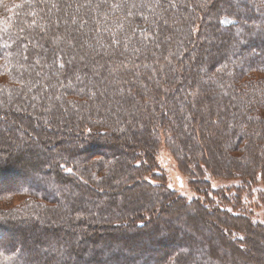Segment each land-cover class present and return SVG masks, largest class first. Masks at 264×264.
I'll list each match as a JSON object with an SVG mask.
<instances>
[{"label": "trees", "instance_id": "obj_1", "mask_svg": "<svg viewBox=\"0 0 264 264\" xmlns=\"http://www.w3.org/2000/svg\"><path fill=\"white\" fill-rule=\"evenodd\" d=\"M168 29L172 34L163 38ZM58 32L64 42L54 38ZM47 36L67 61L48 54ZM117 54L123 58L113 67L92 66L97 57ZM36 63L45 69L34 80L28 67ZM52 72L68 82L61 100H74L73 112L88 107L71 138L54 150L60 160L53 176L41 181L39 171L33 176L16 168L37 167L51 150L35 154L22 147L1 160L0 170L12 177L0 191V213L20 214L0 217V224L27 221L39 232L36 243L54 255L36 260L24 243L1 244L0 264H79L81 256L68 254L82 241L76 231L90 242L106 240L115 264H136L127 255L135 253L141 264H264V222L254 215V205L264 204V145L258 146L264 138V0H0V103L15 98L13 87L20 94L28 86L48 92ZM19 113L2 120L0 137L17 133L15 116L30 124L32 114ZM114 118L117 131L145 149L128 151V142L116 140L107 128ZM40 129L47 132L44 123ZM219 142L228 150L224 158ZM161 144L197 197L167 186L155 160ZM117 148L126 150L124 161ZM244 152L249 155L241 160ZM212 177L240 182L210 189ZM17 195L23 200L8 210ZM39 209L65 216L51 227ZM100 255L92 254V264Z\"/></svg>", "mask_w": 264, "mask_h": 264}, {"label": "rangeland", "instance_id": "obj_2", "mask_svg": "<svg viewBox=\"0 0 264 264\" xmlns=\"http://www.w3.org/2000/svg\"><path fill=\"white\" fill-rule=\"evenodd\" d=\"M55 13L56 11L51 12L52 17L47 18V22L50 21L51 25L54 24L55 22V18H54ZM168 18H169V15H168ZM88 30L83 29V31H86V32ZM171 34L172 32L168 29V31H166L162 35V37L166 38V36L168 35L170 36ZM55 35L56 33L54 34V36ZM62 35H63L62 32H58L56 37L54 38H57L58 41L60 42H64V39H63L64 37ZM90 35L91 33H89L86 37H90ZM54 38L52 39L50 38L52 41L51 43L49 42L48 48L50 50V53L48 54L50 56H53L54 61L56 62L58 61L59 57H63V59L67 61L65 57V53L60 50L59 46H57V43L55 42ZM72 39L73 41H76V39L74 38ZM92 39H95V38H92ZM166 46L167 44L165 45V47ZM38 53L43 55L44 53H46V51L43 49L42 50L39 49ZM95 55H96V52L94 53L93 56ZM118 56L119 55L117 54L116 57L108 59L106 56L102 55L100 57H97V59H95L96 62L92 63V66H95L96 68H99L101 70H106L108 66H111V67L115 66V63H117L118 58H123V57H118ZM131 57L132 56H129V58ZM150 61L152 60L150 59L147 60V62H150ZM107 62H109L110 64L107 65ZM43 68L45 69V65L42 66L40 63L29 64L28 69L30 72H32L30 79H34V80L38 79L41 75L40 71L43 70ZM51 74H52L51 75L52 79L48 80V84H49L47 86V88H49L48 92L43 93V90H47L44 87L38 88L37 90H33L34 92H30L29 91L30 86H28V88L24 87L23 88L24 93L20 94V91L18 90L19 88L13 87L12 89H10V93L13 96H15V98L10 101L2 100L0 103V119H1L0 124H2V120L4 118H6L5 121L7 119H10L9 117L10 112L11 114H14V115H17L15 113H19V112H22V113L28 112L32 114L29 125H27V123H25V121L22 120L21 118L17 116L14 117V122H15L14 126L16 128L15 132L17 131L16 134H18V130L19 131L23 130L21 136L20 134H18V139H15L16 134L13 135L12 132L4 131L3 135H1L0 138L2 140H0V166L3 165V164L1 165L2 159L6 158L8 154L10 156V155H14L16 152H19L20 148L22 147L25 150L34 151L35 154H38L40 152L48 153L51 150L52 151L50 152L51 156L47 157L43 161L40 160L41 163H39L37 167H32L31 169H28L26 168V164L24 166L19 165L18 167H16L18 170L22 169V172H20L21 174H23V171H25L27 173H32L33 176H36L34 172L36 171L37 173V171H39L38 175L41 181H43L44 178L53 176V174L55 173V169H56L54 166L55 160L59 161L60 159L58 160L56 158L57 154L54 153V150L58 148V143L61 146L65 142L67 143V140L71 138L68 136V134H70L72 131H75V129L78 128L77 126L79 124L76 120H79L84 116L85 114L84 110L87 109L88 107V103H87L86 105L81 106L79 108L76 107L73 112L72 107L74 106L75 101L68 97V103L65 104V101L61 100V97L64 98L66 96L61 86L62 82L63 84H68V82L63 81L61 78H58L57 74H55L54 72H52ZM29 82H31V80L28 79L27 83ZM44 95H48V96L43 99ZM38 100L40 103L38 102ZM7 122H6V126H7ZM42 123H44L47 132H44L41 129L39 130L40 125ZM155 123L156 121H154L153 119L152 125H155ZM111 125L112 127H107L108 131L113 129L114 130L113 137H115L116 140L120 139L119 141L128 142L130 145L128 148V151H133V149L141 151L145 149V147L137 146L133 139L130 140L127 133L122 135L120 134V132L122 131H117L119 128V125L115 123V118L113 119V122H111ZM188 125H190V123H188ZM4 138H6V140H4ZM7 141H10V144ZM223 145H225V143L223 142H219L218 144H216V148H218L219 150L218 157H221V158H224L225 154H227L226 152L228 151L226 150V147H223ZM263 145H264V138L258 141V146L261 147ZM16 149H19V150L16 151ZM125 151L126 150L124 149L117 148L114 151V153L115 155L116 154L120 155L121 158L124 157V159L122 160L124 161L126 159V157L123 156ZM248 155H249L248 152L246 153L244 152V156L241 157V160L242 159L244 160L246 157H248ZM155 160L158 165L157 167L158 171L163 173L164 179L169 188L177 191L179 194L187 198H195L198 196L197 192H195L191 188V182H190L189 177L180 170L175 158L168 151V149L164 147L163 144H161L160 147L158 148L157 153L155 155ZM207 165L209 166L208 163ZM223 166L224 165H222L220 169H222ZM3 172H4L3 170L2 171L0 170V191L1 192L7 191V188L6 189L3 188L7 186V185H4V183L7 182L10 177H12V174L8 172H4V173ZM21 174L19 176L22 177ZM21 177L18 178V181L16 182V184H19L21 182L19 180ZM148 178H150V175H148ZM239 182H240L239 178L236 179L232 177H228V178L212 177L210 179V189L221 187V186H227V185H235L236 183H239ZM26 183H28L27 180H26ZM23 198L24 197H20L18 195L14 196V201L12 202V204H10V206L7 209L8 210L11 209L12 206H18L23 200ZM98 199L101 200L103 199V197H98ZM52 204H53L52 207L54 208L56 204L54 203ZM24 206H27V205L26 204L22 205V207ZM57 207H60V205L58 204ZM39 212H40V215L42 216V219L44 220L41 222L51 227L54 225H57L58 222H61V220L64 218L63 216H65V214L63 213L62 215L58 209H55V211H53V214H47L40 209H39ZM17 214H20V212H15L13 215L12 213H10V211H7L4 213H0V217H4L5 219L8 217L13 218V216ZM22 214L25 215L24 212ZM254 215L257 220L264 222V204L258 202V204L254 205ZM24 222H27V221L23 220V221L10 222V224L12 223L15 225H11L9 226V228L7 226H3L2 224H0V245L3 244L2 247L8 249V248H11L12 246L14 248L19 247L18 246L19 243H24L22 245L24 246L28 245V248L34 251L35 257L37 256L36 260L45 259V258L50 259L54 255L52 254L53 252L47 250L44 242H39L41 243L39 245L38 243H36L38 240H36L37 238L35 237H37L36 235H38L39 233L37 232V228L36 227L29 228L28 226H26V224L29 225L30 223H26L24 225ZM0 223H2V221H0ZM36 223H38L37 220H36ZM84 224H86V222ZM22 226H24V230H20L21 228H23ZM76 227L79 229H83V228H80L79 222L76 223ZM88 230H91V227ZM60 231L61 230H58V234H60L59 233ZM77 233L78 232L76 231L74 236L76 237L81 236L82 241H80L77 246H74L71 248V250L68 253L70 255V256L68 255L70 258L73 255L72 254V250H73L75 256L79 255L82 257V260L79 262V264H92L93 261L90 260V257L92 256V254L96 252L97 254L98 253L101 254L100 255L101 260L100 262H98V264H115L113 262L112 255L110 254V252L105 250V249H109V248L104 247V245L107 243L106 240H96L94 242H90V241L85 240L83 235H77ZM117 247H119L118 242H115V244L113 242V245L110 246V249L113 248L112 250L113 253L117 254V250L121 251L120 248L117 249ZM135 254L136 255H133V254H127V255L128 256L131 255L132 261L135 262L136 264H141V261H140L141 255L137 253ZM26 256H33V255L32 254L30 255L29 253H25L23 258H26ZM65 261H62V263H64ZM74 264H77V263L75 262Z\"/></svg>", "mask_w": 264, "mask_h": 264}, {"label": "snow or ice", "instance_id": "obj_3", "mask_svg": "<svg viewBox=\"0 0 264 264\" xmlns=\"http://www.w3.org/2000/svg\"><path fill=\"white\" fill-rule=\"evenodd\" d=\"M68 172L71 173L72 172V169H68Z\"/></svg>", "mask_w": 264, "mask_h": 264}]
</instances>
